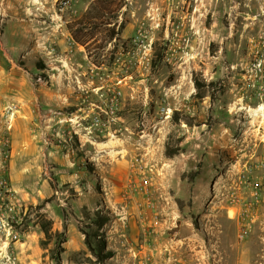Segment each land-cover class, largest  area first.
<instances>
[{"label": "rangeland", "instance_id": "1", "mask_svg": "<svg viewBox=\"0 0 264 264\" xmlns=\"http://www.w3.org/2000/svg\"><path fill=\"white\" fill-rule=\"evenodd\" d=\"M93 1L58 0V57L28 65L64 96L38 147L0 123V264H264V0H123L100 68L66 28Z\"/></svg>", "mask_w": 264, "mask_h": 264}, {"label": "crops", "instance_id": "2", "mask_svg": "<svg viewBox=\"0 0 264 264\" xmlns=\"http://www.w3.org/2000/svg\"><path fill=\"white\" fill-rule=\"evenodd\" d=\"M57 1L0 0V123L6 117V108L12 106L16 116L11 153L36 149L38 140L29 135L30 126L43 119L40 110L51 111L63 104L61 90L38 85L34 80L43 69L28 66L39 61L45 65L44 72L49 73L48 60L58 57L51 48L63 42L56 33L63 26L57 21Z\"/></svg>", "mask_w": 264, "mask_h": 264}, {"label": "trees", "instance_id": "3", "mask_svg": "<svg viewBox=\"0 0 264 264\" xmlns=\"http://www.w3.org/2000/svg\"><path fill=\"white\" fill-rule=\"evenodd\" d=\"M122 5L123 0H94L89 9L80 18L66 25L73 42L84 49L87 59L97 68L102 67L104 62L107 61L108 46L114 40H118L120 28L118 15L123 7ZM172 118L175 122L177 121L176 114ZM176 154L177 151L169 148L164 151L166 158H172ZM175 202L179 211L182 212L183 202L179 199H176ZM107 221L108 218L105 215L100 214L98 211L95 213L93 224L96 229L90 237L96 241V249H98L96 256L99 258L100 263H103L104 260L111 256V253L103 254L104 243L99 235V231ZM193 225L196 226V223H193ZM43 232L45 235L48 234L47 229ZM58 236L61 237L62 235ZM84 236L85 244L91 250L90 237L86 234ZM63 243L64 241L62 240L58 244L61 251ZM57 262L59 263V253Z\"/></svg>", "mask_w": 264, "mask_h": 264}, {"label": "built area", "instance_id": "4", "mask_svg": "<svg viewBox=\"0 0 264 264\" xmlns=\"http://www.w3.org/2000/svg\"><path fill=\"white\" fill-rule=\"evenodd\" d=\"M5 113H6V121L5 123L6 124H10V120L12 121V119L14 118V114H15V111L13 109L12 106H8L5 110ZM94 123L95 125H98L99 123L103 125V127L107 126L109 124L108 121H103L99 118H95L94 119ZM9 128H11V125L9 126ZM148 184V181L145 179V178H142L141 179V183H140V186L141 187H146V185ZM0 191L1 192H6V183L4 181H0ZM8 198V202L10 203L12 201V198L10 197V195H6ZM147 206L150 208L152 207V202L151 201H147ZM9 210H12V208H9ZM243 238V236L241 235V239Z\"/></svg>", "mask_w": 264, "mask_h": 264}, {"label": "bare ground", "instance_id": "5", "mask_svg": "<svg viewBox=\"0 0 264 264\" xmlns=\"http://www.w3.org/2000/svg\"><path fill=\"white\" fill-rule=\"evenodd\" d=\"M260 110H262V108H260Z\"/></svg>", "mask_w": 264, "mask_h": 264}]
</instances>
